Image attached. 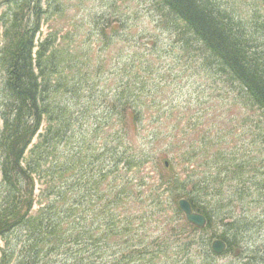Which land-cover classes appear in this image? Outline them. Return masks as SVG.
Here are the masks:
<instances>
[{
	"label": "trees",
	"instance_id": "1",
	"mask_svg": "<svg viewBox=\"0 0 264 264\" xmlns=\"http://www.w3.org/2000/svg\"><path fill=\"white\" fill-rule=\"evenodd\" d=\"M6 1L8 7L0 11V21L7 14H12V20L5 29L7 36L0 44V72L3 76L7 74L4 82L12 115L0 114V144L3 147L0 158V240L3 242L0 264H40L45 255L59 252L61 246L56 242L61 238L68 245L67 256L61 264L98 261L103 256L101 249L96 247L90 251L94 234L90 226L79 221V217L95 213L110 216L114 213L111 205L129 198L136 185L147 187L137 200L152 199L155 202L156 196L167 193L178 218L182 212L175 200L179 194L183 195L194 211L207 218L206 226L198 228L201 238L208 244L213 237L222 238L228 243V251L239 246V231L251 223L248 212L241 210L237 219L231 211L224 212L219 206L229 203L235 208L233 202H238L239 208L243 205L246 197L242 195V180L249 176L260 179L258 174L261 173L255 166L244 171L247 166L243 159L246 157L232 156L231 159L238 161L234 163L235 173L237 166L241 168L237 174L238 184L230 194L223 191L211 200L210 206L200 199L201 186L220 177L219 171L233 173L219 153H213L207 159L214 168L213 173L182 177L178 171L180 174L168 179L161 175L159 184L151 187L146 178L150 176L143 172L146 167L157 164L163 154L162 148L167 150L172 145L167 141L160 143L158 136L156 142L142 140L140 146L132 141L139 132L142 117L148 112L145 107L154 104L150 101L145 105L141 99H151L153 91L146 90L140 78L130 84L124 79L109 93L95 83H77L72 65L80 56L72 50L76 46L69 42L70 37L64 35L58 42L56 33L51 37L48 32L43 39L37 37L45 13L42 0ZM211 1L147 0V3L148 12L154 9L160 12L158 22L169 21L170 27L166 28L176 34L186 56L200 59L201 65L204 62L211 64L208 59L220 57L219 64L229 68L233 75L231 79L243 84L240 94L248 95L250 103L264 116V51L255 49L252 54L240 35L239 26L224 12L214 10ZM61 9L57 8V11ZM99 17L107 29L103 33L108 39L120 32L122 19L114 14ZM180 23L187 31L180 30ZM48 39H51L49 46L46 45ZM194 40L202 44L206 53ZM157 44L151 42V53L156 51ZM134 60L127 59L126 65L131 66ZM229 84L233 85L232 82ZM93 104H96L95 109L91 108ZM128 111L136 123V128H132L134 132L125 125ZM87 120H90L88 126ZM116 122L121 123L119 129ZM256 126V135L264 137V129L260 131L262 125L257 123ZM106 132L107 138L102 141ZM36 134V141L31 143ZM169 165H173L171 158ZM116 179H119V185L114 183ZM38 184L47 196L39 199L43 200L42 205L32 212V198L38 195L31 194L30 197L29 190L34 193ZM250 185L251 188L255 186L253 182ZM160 187L163 188L161 192ZM247 196L252 202L258 200L264 212V197L258 191ZM28 199L30 202L26 207ZM113 221L114 218H110L108 222L93 220V223L106 225L110 230L116 226ZM218 224L224 227L222 232L213 231L211 236H204ZM262 244L256 252L248 245L242 249L239 246L246 264L253 260L254 264H264V241ZM133 254L132 250L120 255L131 258Z\"/></svg>",
	"mask_w": 264,
	"mask_h": 264
},
{
	"label": "rangeland",
	"instance_id": "2",
	"mask_svg": "<svg viewBox=\"0 0 264 264\" xmlns=\"http://www.w3.org/2000/svg\"><path fill=\"white\" fill-rule=\"evenodd\" d=\"M6 2L0 0V11L8 7ZM211 6L216 11L224 12L239 26L240 35L248 43L252 54L255 49L264 51V0H212ZM42 8L45 10L40 26L42 36L50 32L52 37L56 33L55 40L58 42L65 35L77 47L72 49L80 56L72 65L75 69L73 78L77 83H95L109 93L124 79L130 84L140 78L145 83V89L153 91L151 99H141L145 105L150 101H154V104L145 107L148 112L142 117L139 132L132 141L140 146L142 140L156 142L158 136L160 143L167 141L172 145L167 150L162 148L160 152L163 154L157 159V164L145 168L143 173L150 176L146 178L151 187L159 184L161 175L168 179L177 173H181L182 177L213 173L214 168L207 159L213 153H219L223 156L225 166L230 165L233 173L215 171L220 177L206 181L201 186L200 199L210 206L211 200H215L223 191L230 194L238 184L237 174L241 168L237 166L235 173L234 163L238 161L231 159L232 156L238 159L246 157L243 159L247 166L244 171L255 166L261 173H257L260 179L249 176L242 180V195L246 197L243 205L239 208L238 202H233L235 208H231L229 203L219 208L224 212L231 211L237 219L240 218V211L246 209L251 223L239 231L240 249L248 245L250 250L256 252L263 247V208L259 206L258 200L252 202L247 195L258 191L264 197V137L256 135L257 123L262 125L260 131L264 129V116L259 108L250 103L248 95L243 97L240 94L243 84L231 79L233 75L229 68L219 64L221 58H210L211 64L204 62L201 65L200 59L186 56L176 34L166 28L170 27L169 21L158 22L160 12L155 9L148 12L147 0H42ZM57 8L62 9L57 11ZM102 14H114L122 19L120 32L110 39L103 33L107 29L99 17ZM11 15H5L6 18L0 21V44L7 36L5 29L10 25ZM180 26V30L187 31L183 24ZM153 41L158 44L156 51L151 53L153 48L150 44ZM49 42L51 39L46 42L47 46ZM194 42L206 53L201 43ZM127 59L136 60L128 66ZM4 77L7 74L3 76L0 72V110L3 108L0 114L12 115ZM91 108L95 109L96 104ZM89 122L86 121V126ZM116 123L119 129L121 123ZM125 125L130 132H134L132 128H136V123L129 111ZM107 135V132L103 134L102 141ZM89 141L94 142V139L89 138ZM2 153L0 144V158ZM168 157L173 160V165H169ZM251 182L255 184L253 188ZM114 183L119 185V179ZM146 188L136 185L129 198L115 201L116 204L111 205L114 213L108 217L98 213L79 217V221L90 226L94 234L90 251L98 247L103 255L98 261L79 264H246L239 246L225 254L212 252V241L222 238L209 237L208 244L200 237L198 227L193 229L183 212L178 218L167 193L156 196L155 202L152 199L137 200L142 195L140 192ZM162 189L160 187L159 192ZM31 194L38 195L32 198V212H35L43 202L39 199L45 198L47 193H42L41 185L38 184L34 193L29 190L30 197ZM180 198L188 200L179 194L175 200L178 208ZM29 202L30 199L26 200V207ZM110 218H114L113 224L116 225L112 224L114 228L110 230L106 225L97 226L93 223V220L108 222ZM223 230L224 227L218 224L205 232L204 236ZM56 243L61 246L59 252L45 255L40 264H61L67 256L65 252L68 245L64 238L58 239ZM203 247L206 252L202 251ZM132 250L134 254L131 258L120 255ZM208 252L209 255L205 254ZM251 264H254V260Z\"/></svg>",
	"mask_w": 264,
	"mask_h": 264
},
{
	"label": "water",
	"instance_id": "3",
	"mask_svg": "<svg viewBox=\"0 0 264 264\" xmlns=\"http://www.w3.org/2000/svg\"><path fill=\"white\" fill-rule=\"evenodd\" d=\"M178 205L185 214V217L188 222L193 223L196 226H200V227L205 224L206 222L205 216L198 212L193 211L188 200H186L185 198H180L178 200ZM224 248H225V243L220 239H215L211 243V249L216 253L223 251Z\"/></svg>",
	"mask_w": 264,
	"mask_h": 264
},
{
	"label": "bare ground",
	"instance_id": "4",
	"mask_svg": "<svg viewBox=\"0 0 264 264\" xmlns=\"http://www.w3.org/2000/svg\"><path fill=\"white\" fill-rule=\"evenodd\" d=\"M41 26V25H40ZM40 26H39V33L37 34V37H41L42 39L46 36H42L43 35V32L42 31H40ZM48 33V32H47ZM2 41V40H1ZM36 139H37V134L32 138V141H31V143H33V142H35L36 141Z\"/></svg>",
	"mask_w": 264,
	"mask_h": 264
}]
</instances>
